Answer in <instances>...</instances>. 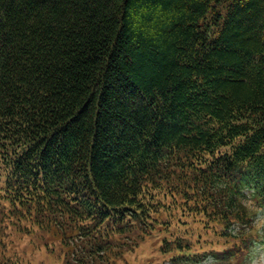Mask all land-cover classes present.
Instances as JSON below:
<instances>
[{"label":"trees","instance_id":"trees-1","mask_svg":"<svg viewBox=\"0 0 264 264\" xmlns=\"http://www.w3.org/2000/svg\"><path fill=\"white\" fill-rule=\"evenodd\" d=\"M254 208L264 0H0V264L24 221L64 264H245Z\"/></svg>","mask_w":264,"mask_h":264},{"label":"rangeland","instance_id":"rangeland-1","mask_svg":"<svg viewBox=\"0 0 264 264\" xmlns=\"http://www.w3.org/2000/svg\"><path fill=\"white\" fill-rule=\"evenodd\" d=\"M12 230L13 235L6 246L11 252H14L16 247L23 264H64L66 247L60 242L49 243L51 239L49 235L34 238L31 233L32 227L25 221ZM254 235L257 243L249 252L245 264H264V211L262 210L258 211ZM161 237V234L152 235L144 242H140L138 248L134 252L124 254L118 264H164L168 258L160 253Z\"/></svg>","mask_w":264,"mask_h":264}]
</instances>
